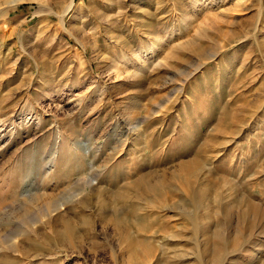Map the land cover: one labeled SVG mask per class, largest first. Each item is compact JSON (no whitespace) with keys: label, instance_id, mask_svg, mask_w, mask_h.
I'll list each match as a JSON object with an SVG mask.
<instances>
[{"label":"rangeland","instance_id":"obj_1","mask_svg":"<svg viewBox=\"0 0 264 264\" xmlns=\"http://www.w3.org/2000/svg\"><path fill=\"white\" fill-rule=\"evenodd\" d=\"M189 160L205 181L186 197ZM158 174L183 206L134 184ZM235 195L264 214V0L0 5V264H128L115 215L151 242L138 264H198L216 223L225 264H257L264 222Z\"/></svg>","mask_w":264,"mask_h":264},{"label":"bare ground","instance_id":"obj_2","mask_svg":"<svg viewBox=\"0 0 264 264\" xmlns=\"http://www.w3.org/2000/svg\"><path fill=\"white\" fill-rule=\"evenodd\" d=\"M25 0H0V5L8 4V5H17ZM205 171V170H204ZM175 179L179 192L186 197H189L188 189H183L182 187L187 186V188L193 187L196 184H201L205 181L204 173H198V165L193 160L185 161L180 164V168L172 173L171 176ZM168 177L163 174H158L154 177H142L138 182H135V186L138 188H142L144 192L149 193L148 201L151 203L157 202L160 198L164 200H172L173 197H165L168 193L167 187L168 185ZM184 196V198H185ZM2 197V196H1ZM4 198V197H3ZM1 199V198H0ZM235 202H239V206L237 208L238 215L244 217H250L252 220H258L259 222H264V214L262 213V207L255 202L242 197L241 195H235L233 198ZM2 204V200H0V205ZM173 205L183 206V204L178 203L174 199L172 200V204L168 206H164V209L170 208ZM230 205V204H229ZM233 207H231L232 210ZM55 203L54 201H50L47 207H44L43 211H50L54 210ZM229 216L231 212L229 211ZM37 214L32 213V207L27 206L25 208L24 216L30 221H35ZM112 217L114 224L123 230V237H127L124 252L130 253L128 264H138V260L142 255H148L151 252L150 241L147 239L141 240L138 239L135 235H128L125 233V227L123 225V217H119L118 215L115 216H108V218ZM228 218V217H227ZM29 222V221H28ZM59 222L60 228L57 225ZM50 223V221H49ZM51 226L54 227V231L61 235V232H70L73 230L74 223L66 218L64 215H58L54 220L51 222ZM84 226V225H83ZM87 226L92 227V224L87 222ZM216 227L212 228L210 225L206 228L205 234L207 235L201 244L203 247L200 252H198V256L196 260L198 264H225L228 260V244L230 233L229 229L228 232H223L222 226L219 223H216ZM263 226V225H262ZM230 228V227H229ZM15 229V228H14ZM13 229V230H14ZM12 230V229H11ZM10 230V231H11ZM29 231V230H28ZM14 232V231H13ZM28 233V232H27ZM30 235V233H29ZM233 237V236H232ZM204 238V237H203ZM231 239V238H230ZM167 240V239H166ZM234 240V239H233ZM62 243V242H61ZM227 244V245H226ZM232 245V244H230ZM230 247V246H229ZM257 264H264V259L259 261Z\"/></svg>","mask_w":264,"mask_h":264}]
</instances>
